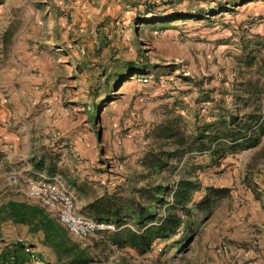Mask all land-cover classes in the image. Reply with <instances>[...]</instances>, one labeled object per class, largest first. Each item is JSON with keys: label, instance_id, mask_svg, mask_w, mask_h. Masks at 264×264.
<instances>
[{"label": "rangeland", "instance_id": "rangeland-1", "mask_svg": "<svg viewBox=\"0 0 264 264\" xmlns=\"http://www.w3.org/2000/svg\"><path fill=\"white\" fill-rule=\"evenodd\" d=\"M93 6L98 12L85 28V19H78L71 41L76 44L72 69L50 68L52 77L67 80L61 97L52 100L63 113L62 126L52 124L45 134L38 119L32 130L35 144L18 145L12 161L3 165L0 202L11 196L32 204L25 181L34 172L58 176L77 210L86 215V205L105 193L119 192L148 204L139 190L166 187L161 201L151 204L160 218L178 179H196L201 187L187 204L191 215L147 250L115 242L116 232L139 229L128 218L121 224L113 221L115 231L83 240L67 234L71 255L39 238V250H34L38 262L25 256L19 264H74L71 259L81 255L85 264H215L213 245L224 233L221 226L246 204L252 176L264 167V135L250 147L254 150L222 158L209 150L192 151L155 170L142 166L141 159L158 148L152 131L168 118H177L183 131L195 136L210 123L214 125L208 131L216 133V123L228 121L231 114L242 120L251 113L264 116V0H94ZM45 22L48 16L43 14L40 24L45 27ZM57 46L54 42L53 51ZM141 74L148 82L139 81ZM41 159L45 169L34 165ZM207 186L227 191L198 208ZM15 224L7 212H0V237Z\"/></svg>", "mask_w": 264, "mask_h": 264}, {"label": "crops", "instance_id": "crops-1", "mask_svg": "<svg viewBox=\"0 0 264 264\" xmlns=\"http://www.w3.org/2000/svg\"><path fill=\"white\" fill-rule=\"evenodd\" d=\"M93 5L94 0H0V94L6 99L0 104V176L3 165L12 161L18 145L35 144L32 130L38 119L44 122L45 134L52 124L61 128L64 116L52 100L58 95L61 97L67 80L52 77L50 68L65 65L72 69L76 44L71 41L78 19H85L82 24L85 28L86 22L98 12ZM43 14L48 16L45 27L40 24ZM65 15L70 19L66 20ZM54 42L58 45L55 51ZM46 67L49 73L44 72ZM35 103L39 109L33 110ZM252 177L258 186L250 182L248 201L235 210L226 226H221L224 233L213 245L217 264H246L250 260L264 264V167ZM14 201L32 205L25 200H13L11 196L0 205ZM37 225V219L31 224L16 223L14 230L5 232L0 237L1 255L24 244L39 250L45 237ZM21 255L26 256L23 252Z\"/></svg>", "mask_w": 264, "mask_h": 264}, {"label": "trees", "instance_id": "trees-1", "mask_svg": "<svg viewBox=\"0 0 264 264\" xmlns=\"http://www.w3.org/2000/svg\"><path fill=\"white\" fill-rule=\"evenodd\" d=\"M237 97L240 96L237 95ZM256 99L259 98L256 97ZM213 125V123L207 124L197 135L191 136L183 131L177 118H168L153 129L152 135L159 142L158 148L148 151L143 156L142 166L152 170L161 169L168 166L171 158L180 159L185 153L192 151L209 150L216 158H222L227 153L232 154L255 146L264 135L262 113H251L244 120L236 114H231L228 121H222L221 124L216 123V133L208 131L213 129ZM168 146L171 151L164 149ZM34 165L37 169H45L43 159ZM48 169L50 173H54V165H50ZM200 187L201 184L196 179H178L169 189L172 201L167 206L165 215L160 218H156L151 204L153 201H161V194L167 190L163 186H156L153 190L141 189L138 191L139 197L147 199L148 204H144L134 197L113 192L95 197L86 205L85 209L96 219L112 220L117 224H121L128 218L134 219V223L139 229L134 231L124 228L116 232L115 242L128 244L143 251L150 248L156 238L168 237L177 231L183 224L184 217L191 215L192 209L188 208L187 204L191 200L192 193ZM205 190L204 197L196 203L198 208L212 204L214 200L224 196L227 191L226 188L213 186H207ZM0 212H7L8 218L16 223L31 224L33 220L37 219V226L43 231L46 244L54 247L61 246L67 255H71L73 252L72 247L66 243L67 232L40 207L14 201L9 202L6 206H1ZM22 252L25 254L24 245H21L20 249L14 248L11 252L16 256L17 263H19V259L25 257L21 255ZM80 254H83V251H80ZM81 256L72 258V263L85 264L87 259Z\"/></svg>", "mask_w": 264, "mask_h": 264}, {"label": "built area", "instance_id": "built-area-1", "mask_svg": "<svg viewBox=\"0 0 264 264\" xmlns=\"http://www.w3.org/2000/svg\"><path fill=\"white\" fill-rule=\"evenodd\" d=\"M141 83L148 82L147 75L139 76ZM5 96L0 94V104L5 102ZM46 110H50L46 104ZM68 148L73 151V144L68 142ZM26 196L32 204L40 207L44 213L52 218L67 234L75 239L83 240L97 233L112 232L116 230L115 223L110 220L96 219L90 215L80 213L76 208L75 199L58 176L34 173L26 179ZM223 249V247H221ZM24 252L29 261L38 262L39 255L34 249L24 244ZM0 264H19L13 253L2 256ZM28 264V263H22ZM216 264V263H215ZM246 264H254L248 261Z\"/></svg>", "mask_w": 264, "mask_h": 264}]
</instances>
